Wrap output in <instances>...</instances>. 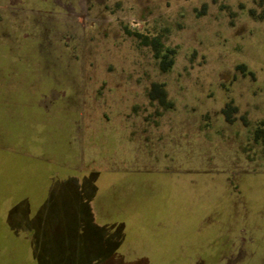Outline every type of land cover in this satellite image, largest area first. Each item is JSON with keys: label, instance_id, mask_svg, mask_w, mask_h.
Here are the masks:
<instances>
[{"label": "rangeland", "instance_id": "obj_1", "mask_svg": "<svg viewBox=\"0 0 264 264\" xmlns=\"http://www.w3.org/2000/svg\"><path fill=\"white\" fill-rule=\"evenodd\" d=\"M0 264H264V0H0Z\"/></svg>", "mask_w": 264, "mask_h": 264}]
</instances>
